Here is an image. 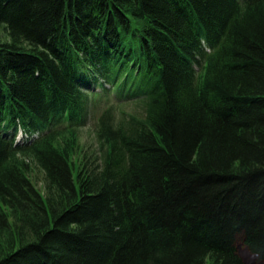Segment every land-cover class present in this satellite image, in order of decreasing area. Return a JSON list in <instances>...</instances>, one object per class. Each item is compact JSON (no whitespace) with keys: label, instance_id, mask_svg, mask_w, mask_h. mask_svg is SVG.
I'll list each match as a JSON object with an SVG mask.
<instances>
[{"label":"trees","instance_id":"1","mask_svg":"<svg viewBox=\"0 0 264 264\" xmlns=\"http://www.w3.org/2000/svg\"><path fill=\"white\" fill-rule=\"evenodd\" d=\"M2 24L0 264H190L178 236L264 264V0H0Z\"/></svg>","mask_w":264,"mask_h":264},{"label":"rangeland","instance_id":"2","mask_svg":"<svg viewBox=\"0 0 264 264\" xmlns=\"http://www.w3.org/2000/svg\"><path fill=\"white\" fill-rule=\"evenodd\" d=\"M0 40L2 41H10L11 37L9 36L7 30L5 29V24L0 25ZM107 102H103L102 106L106 105L109 106L110 104H115L117 106V109H119V113L121 111L125 110L126 112H132L137 111L140 112L141 106L135 103L134 101L126 103V104H120L117 103L116 99L113 100V98H110L109 100H106ZM120 104V105H119ZM102 108V107H101ZM100 111V110H99ZM95 116L91 119V121L88 123L87 126L80 129V135L77 139L78 143V149L75 151V155L72 156V159L74 161L75 167L78 168L79 166L83 165L84 162L90 163L95 159V151L98 149V139L96 136V127H95ZM30 177L37 187V189L40 190V192L45 195L46 192V179L44 172L37 166L33 165ZM7 211L10 214V220H14V218L11 215V210L7 209ZM4 230L0 229V241L1 238L5 242L6 234L3 233ZM163 252L171 257H174V251L180 249L183 250L185 246L187 245V240L189 241V244L195 247V250L191 252L189 255V263L190 264H236V258L237 256H246L247 259H249L250 264H262V262H258L256 259V256L254 254L249 253L248 248L249 246H243L239 250L227 254H220L218 252L212 251V250H205L202 245L198 244L196 240H189L182 237H177L174 240L168 241L166 238H163ZM256 243H264V236L257 237V239L254 240ZM176 259V258H175Z\"/></svg>","mask_w":264,"mask_h":264}]
</instances>
